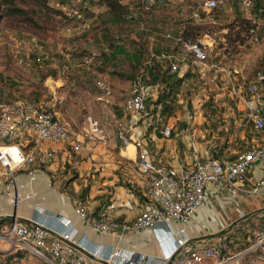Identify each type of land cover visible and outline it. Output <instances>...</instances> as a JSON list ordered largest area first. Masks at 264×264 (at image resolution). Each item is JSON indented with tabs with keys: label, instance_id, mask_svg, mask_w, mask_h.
Returning a JSON list of instances; mask_svg holds the SVG:
<instances>
[{
	"label": "rangeland",
	"instance_id": "rangeland-1",
	"mask_svg": "<svg viewBox=\"0 0 264 264\" xmlns=\"http://www.w3.org/2000/svg\"><path fill=\"white\" fill-rule=\"evenodd\" d=\"M200 1L163 0L138 15V0H123L134 19L116 24L103 21L107 7L101 0H47V8L33 16L37 25L0 18V102L39 104L56 98L60 118L76 132L88 127L86 117L91 116L112 135L114 120L122 117L116 110L117 103L126 97L129 88H114L109 103L104 98L97 99L100 92L96 80L101 74L126 81L136 74L146 75L151 68L157 72L164 60L158 55L163 46L172 49L174 55L178 51L192 57L187 43L178 38L186 25L193 22L198 25L199 44L208 55L207 63L224 67L229 75L235 67L243 66L245 78L241 77L239 82L245 84L246 78L250 79L256 69L264 66V17L254 14L252 7L259 0H222L214 12L198 9L200 19L196 22L192 20V10ZM70 9L79 10L90 23L86 31H80L77 22L66 14ZM166 33L175 39L166 41L170 46L165 43ZM201 75L204 73L198 72L186 84L170 83L171 88L166 86L170 81L161 76L159 87L166 86L170 92L165 105L169 104L171 110L183 105L190 111L199 110L208 121L194 125L204 135L199 141H205L206 130L213 129L212 146L221 148L227 141V147L220 150L222 155L236 157L234 151L241 150L246 137L253 135L251 128L248 124L236 126L224 116L222 102L234 100L218 96L220 91L215 89L208 72ZM179 99L181 104L176 102ZM212 115L216 116L215 121L210 119ZM235 131L241 133L236 140L232 137ZM0 249V264H47L28 254L18 257L2 243Z\"/></svg>",
	"mask_w": 264,
	"mask_h": 264
},
{
	"label": "crops",
	"instance_id": "crops-1",
	"mask_svg": "<svg viewBox=\"0 0 264 264\" xmlns=\"http://www.w3.org/2000/svg\"><path fill=\"white\" fill-rule=\"evenodd\" d=\"M196 9L193 8L192 15ZM193 19L197 22L200 16ZM164 37L167 39L165 43L169 38L175 41L169 33ZM167 45L172 44L167 43ZM185 46L188 50L187 45ZM171 50L163 46L158 53L164 58L160 70L154 72L151 68L147 70L146 75L143 74L146 104L156 107L157 111L163 107V103L155 106L159 92L157 82L161 76L170 81L168 84L172 83V78L175 77H182L180 83L186 84L190 78H195L198 72L204 75L208 72L215 82V89L220 91L218 96L224 95L225 99L234 100L233 103L222 102L224 116L229 117L236 126L248 124L251 128L249 131L253 135L246 137L241 150L234 151L236 155L258 144L261 141L260 133L244 119L245 102L248 100L246 84L251 79L246 78L245 84L239 82L241 77L245 78L244 67H235L229 75L224 67L207 63L208 57L205 62L200 63L194 54L192 57H187L176 51V56ZM171 55L178 60L175 72L170 70ZM101 76H105L115 90L121 87L129 88L134 77L119 81L116 76L107 74ZM156 77L157 81L154 80ZM176 90L180 91V87ZM103 98L106 102L110 101L101 94L97 96V99ZM124 99L117 103L119 108L116 110L119 114ZM176 102L181 104L182 100ZM109 103H112V100ZM193 106L197 109V106ZM171 112V115L165 118V125L171 129L170 136L159 135L154 141L146 140L145 146L157 163L164 164L178 175L188 169L196 158H204L220 148L216 144L212 146L211 140L215 137L213 129L206 130L208 132L205 141H199L204 135L200 127L194 125H200L202 121L208 123L199 110L190 111L183 105L181 109L173 108ZM113 115L116 116L115 113ZM121 119L123 117L114 120L115 129L112 135L107 129L105 130V127H101L97 120L103 130L102 135L84 137L82 140L86 147L78 153H73L72 156L68 155V149L63 144L42 143L40 149L54 150V158L41 167L31 166L27 171L21 170L16 173V187L9 193L0 195V219L16 215L25 222L43 224L53 234L75 227L77 230L75 241L84 247L91 264H100L101 257L119 248L127 254H144L149 258V264H156L155 261L162 254L174 252L176 245L173 232L180 228L185 229L190 240L203 245L226 238L229 242V252L233 254L242 249L241 244L251 240L254 231L264 230V185H257L258 179L264 175L261 164L256 165L247 174L246 186L252 190L250 193L245 194L225 186L210 184L207 188L206 203L200 206L187 223L170 220L160 222L154 228L125 230L118 228L110 233H98L86 225L74 212V205L78 201L84 203L93 213L106 211L119 225L128 227L145 208L143 202L145 185L136 172L133 162L135 155L134 153L128 155L127 148L124 149L115 136L117 122ZM210 119L215 121L216 116L212 115ZM238 132L232 134L234 140L241 137V133ZM84 188H87V191L83 201L68 194L69 191L78 193ZM236 222L239 226L235 225ZM4 223L9 222L4 221ZM229 226H231L229 230L217 235Z\"/></svg>",
	"mask_w": 264,
	"mask_h": 264
},
{
	"label": "built area",
	"instance_id": "built-area-1",
	"mask_svg": "<svg viewBox=\"0 0 264 264\" xmlns=\"http://www.w3.org/2000/svg\"><path fill=\"white\" fill-rule=\"evenodd\" d=\"M138 2L141 14L163 0ZM221 2L201 0L193 18H199L198 9L208 13ZM66 14L77 22L80 31L84 32L90 27L79 10L70 9ZM115 38L119 36L115 35ZM199 43L186 45L202 63L208 55ZM170 60V70L175 72L178 60L173 55ZM96 87L103 97H112L113 86L105 76L96 80ZM246 92L248 100L245 102L244 119L260 133L261 141L248 151L237 153L234 159L214 155L217 150L204 158L198 157L188 169L176 175L164 164L157 163L145 146L146 140L154 141L159 135L169 137L171 129L165 125V117L160 110L146 104L143 75H134L121 105L123 119L117 122L115 136L124 149L129 145L134 147L135 169L145 185V208L130 227L119 225L104 210L93 213L80 201L74 205V212L94 231L110 233L118 228H154L158 223L170 220L187 223L206 203L210 184L250 193L252 190L246 186L248 172L258 164L264 170V66L255 70L246 84ZM57 102L56 98L39 104L0 102V195L16 187L18 171L31 166L41 167L54 158V150L40 149L42 143L63 144L68 149V155L72 156L86 147L82 140L84 137L102 135V128L91 116L86 117L88 127L83 132H76L60 118ZM257 185H264V175L258 179ZM235 225L239 226L237 222ZM76 232V228L72 227L53 234L39 222H25L14 215L9 223L0 226V243L8 251L23 252L47 264H91L84 247L75 241ZM173 238L176 245L174 252L162 254L155 261L156 264H264V230L261 229L254 231L246 247L234 254L229 252L226 238L203 245L190 240L184 228L173 232ZM101 259L100 264H149V258L144 254H127L120 248L113 249Z\"/></svg>",
	"mask_w": 264,
	"mask_h": 264
},
{
	"label": "trees",
	"instance_id": "trees-1",
	"mask_svg": "<svg viewBox=\"0 0 264 264\" xmlns=\"http://www.w3.org/2000/svg\"><path fill=\"white\" fill-rule=\"evenodd\" d=\"M105 2L107 10L105 13V17L103 18V21L108 24H116V22L120 21H133L134 16L131 12V9L129 6L125 3H123V0H101ZM47 0H2V9L0 10V18H8L12 20H17V21H23V22H28L32 25H37L36 21L33 19V16L38 12L42 11L43 9L47 8L46 6ZM254 11L253 13L260 16L264 17V2H258L256 5L252 6ZM251 7V8H252ZM218 8V7H217ZM217 8L212 9L211 11L214 12ZM210 11V12H211ZM142 15V14H138ZM195 21L194 19H192ZM194 23V24H193ZM193 23H188L186 27L184 28L183 33L179 36L180 41L191 44L194 42L199 41V29L198 25L193 22ZM144 29V27H143ZM263 67V66H262ZM153 73V71H152ZM173 82L172 84H179V82L182 81V77H175L172 78ZM155 81L158 80V78H154ZM172 86V85H166ZM166 86H160L158 88V97L155 102L156 104L163 103L165 105L166 101L169 102V96L170 92L166 90ZM160 113L166 118L171 115V107L170 105L166 104L163 109H160ZM227 147V141L224 143V146L221 147L220 149L217 150V154H214L220 158H229V159H234L235 156H230V157H225L222 155L221 151L222 148ZM223 156V157H222ZM50 174V173H49ZM87 191V188L82 189L78 193H74L72 191H69L68 194L72 197H77L78 200L83 201L85 193ZM12 217H6V218H1L0 219V226L4 224V221H11ZM247 243L241 244L240 248L246 247ZM21 255H25L23 252H17L16 256L20 257Z\"/></svg>",
	"mask_w": 264,
	"mask_h": 264
},
{
	"label": "bare ground",
	"instance_id": "bare-ground-1",
	"mask_svg": "<svg viewBox=\"0 0 264 264\" xmlns=\"http://www.w3.org/2000/svg\"><path fill=\"white\" fill-rule=\"evenodd\" d=\"M133 151H134V147L132 145H129L126 149L128 155H132Z\"/></svg>",
	"mask_w": 264,
	"mask_h": 264
},
{
	"label": "water",
	"instance_id": "water-1",
	"mask_svg": "<svg viewBox=\"0 0 264 264\" xmlns=\"http://www.w3.org/2000/svg\"><path fill=\"white\" fill-rule=\"evenodd\" d=\"M232 226V225H231ZM231 226H229L228 228H226L225 230H223L222 232H220L219 234L217 235H220L221 233H224L225 231L229 230L231 228ZM169 264V263H168Z\"/></svg>",
	"mask_w": 264,
	"mask_h": 264
}]
</instances>
